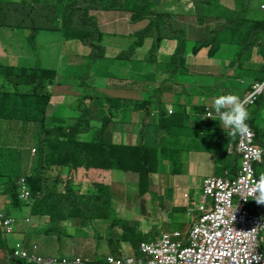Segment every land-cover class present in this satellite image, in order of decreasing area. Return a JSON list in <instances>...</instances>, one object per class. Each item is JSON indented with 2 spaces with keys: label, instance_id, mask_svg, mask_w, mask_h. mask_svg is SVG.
<instances>
[{
  "label": "trees",
  "instance_id": "16d2710c",
  "mask_svg": "<svg viewBox=\"0 0 264 264\" xmlns=\"http://www.w3.org/2000/svg\"><path fill=\"white\" fill-rule=\"evenodd\" d=\"M7 1L9 0H0V43L5 41L0 44V49L4 52L5 47H14L5 51L6 54L9 53V57L0 55V197H9L10 202L6 204L5 210L7 217L14 221L10 216V208L13 211L29 208L24 199V195L28 194L31 210L33 207L37 208L36 214L28 213L30 215L47 217L50 223L73 221L84 225L97 220L103 223L110 221L107 230H111L116 221L115 218L109 219L113 213L112 200L115 198L111 185L90 178L89 173L85 176L87 182L75 183L73 173L80 168L87 172L98 169L134 173L138 178V195L143 198L148 186L152 184V181L148 182V177L153 169L157 170L153 161L157 156L156 152L161 150L162 155L158 158L161 162L170 159L165 156L167 149L181 152L178 143L181 139L185 142V134L177 131L179 124L172 120L182 110L190 123L188 138L201 136L202 145L207 146L204 150L201 148L192 152L211 155L214 176L235 178L238 157L227 152V136L224 139L214 133L206 136L205 131L216 130L211 126V119L205 117L206 107H194L186 98L183 104L181 102L189 89L184 88L185 83L191 85V77L195 75L189 71L187 63L191 56L212 59L220 46L236 47L234 43L242 46L240 53L234 52V59H240L245 52L249 54L255 47H260L264 54V0H227L226 5L221 4L220 0H190L195 5L194 11L182 13L175 11L180 9V6L177 7L179 0H57L48 1V5L47 0ZM200 3L206 4L205 12L196 11L203 8ZM57 5H61V10L56 9ZM173 5L174 10L170 9ZM95 10L113 16L128 15L129 22L135 26L130 34L132 42L129 40L128 49H122L115 56L116 61H119V56L129 58L135 50L142 49L148 55L146 64L155 65L154 71L144 80L157 81V87L152 88L153 91H147L146 96H142L143 100L129 105V112L140 111L150 118L137 132L139 137L158 126L155 141L160 144L159 150L149 147L142 139L131 147L113 142L118 132H114L113 127L108 128L113 120L111 112L104 110L113 109L114 114H117V111L128 112V109L125 100L119 98L121 92H117V85L110 88L103 86L102 75L109 77V70L101 75L89 70L87 73L81 71L64 78L60 71L46 68V60L39 53L34 67L30 66L27 50L45 42L54 32H59L62 40L76 39L89 44L94 50L90 58L94 62L103 59L106 54L104 41L112 33L104 24L97 27ZM141 22H145L142 28L139 25ZM187 22L202 24L203 28L198 31L191 27L198 32L190 34ZM219 34L228 40L218 39ZM162 46L168 53V60L154 63V54ZM126 61L129 60L122 59L120 62ZM224 69H230L227 63ZM131 77L124 80L123 84ZM167 82L169 93L165 97L163 90L159 88H163ZM63 85L73 91L61 88ZM151 87L145 86L144 90ZM56 90L67 94L64 97L83 94L82 98L90 102L85 103L83 108H74L77 118L62 117L57 113L58 107L52 102L53 97L61 95ZM89 90L94 94L89 95ZM154 91L157 92V102L150 95ZM246 92L243 90L240 95L236 94L243 99ZM193 94L194 90H191L189 97ZM168 103L172 106H168ZM94 104L95 110L91 108ZM64 105L70 107L68 102ZM154 105L157 108V123L153 120ZM53 109L55 111L51 114L49 111ZM95 120L100 125L91 134V125ZM246 124L247 127H252V120L248 118ZM122 150L124 153L121 154ZM184 150L186 149L183 148ZM62 168L67 170L66 179L62 177ZM172 172L177 174L176 171ZM90 191L97 193L88 196L91 201L85 198ZM185 209L177 206L173 208L186 212ZM1 223L2 220L0 234ZM176 224L175 221L171 222L173 227ZM52 231L49 228L45 230L46 233ZM30 235L35 239L33 234ZM149 235L150 233L139 232L134 227L123 229L121 240L129 243L131 251L130 254L123 252L124 258H139V243L152 240L153 237ZM112 240L111 236L110 245L115 246L117 241L111 242ZM5 249L11 252L14 245L11 250ZM117 254L113 257L120 258L119 251ZM8 255L4 256L6 264H10ZM88 257L91 256L81 257V260L85 264H105V257L97 261ZM54 258L68 259L64 256ZM15 262L25 264L22 260Z\"/></svg>",
  "mask_w": 264,
  "mask_h": 264
},
{
  "label": "rangeland",
  "instance_id": "374dc122",
  "mask_svg": "<svg viewBox=\"0 0 264 264\" xmlns=\"http://www.w3.org/2000/svg\"><path fill=\"white\" fill-rule=\"evenodd\" d=\"M48 1L56 2L57 0H47V5ZM7 2H18V0H9ZM179 2L180 4H178L177 7L180 6V9L175 11H178L179 13H182L184 11H194L195 5L192 1L179 0ZM220 3L226 5L227 0H220ZM201 4L202 3H200V5ZM201 6L203 8H198L196 11L201 10L205 12L206 4ZM174 7L175 5L171 6L170 9L174 10ZM56 9L61 10V5H57ZM119 15L120 14H118L117 16ZM94 16L96 17L97 27H102L103 22L106 21V17L103 16V13L100 10H95ZM123 17L128 18L129 21L128 15H122L121 18ZM144 24L145 22H141L139 25L142 28ZM186 26L189 33L191 32L190 34H195L203 28L202 24H197L194 22H187ZM191 27L197 28L198 31H195ZM128 30V27L121 26L119 32L126 33L128 32ZM108 31L113 34L116 33L114 31V28H110ZM217 38L220 40H228L227 37L221 36L220 34L217 35ZM129 40L132 42L133 38L129 37ZM4 42L5 41L2 40L0 44H4ZM116 44V38L107 36V39L104 41V46L107 48L105 57L94 62L92 59H90L91 55L94 53V50L92 49V47H90L89 44H83L76 39H73L68 44H63L60 33L54 32L49 39L46 38V41L40 43V45L36 44L34 48L27 50V53L30 56L31 67H34V61L36 60V57H38L39 53L43 55L46 60V68L60 71L61 76L64 78L67 77L68 74H77L81 71L87 73V71L89 70L90 72L101 75L109 70V78L112 79V81L108 85L109 87L112 85H118L123 81H116V79H119L121 71L125 70L126 77L128 74L134 77L127 81V88L140 89L141 85L136 82L137 78H141L140 81L142 82L143 76L148 71H150V67L146 65V59L148 57L146 51L142 49L135 50V52L129 58L119 56V62L122 61V59H128L129 61L120 62L119 68H116L115 60H113V64L109 66L111 53ZM233 45H236V47L229 45L220 46V50L216 52L215 56L212 59L208 60L192 58V56L190 55L191 58L187 64L189 66V71L195 74L191 77V81L193 83H196L198 81L197 74L200 72L205 74L201 78L202 83L209 85L213 84L214 81L220 82L221 73H228L232 74L233 77L230 78L226 75L227 80L233 82L236 87L241 88L242 84L240 81L244 80L243 75L249 70V66L251 65L253 60L254 62L259 63H256L252 66L249 72V76H251L253 80L258 79L262 81L264 77V70L262 71V69H264V54L260 51V47H258L259 49H257L256 47L253 48L252 52H249V54H247L246 52L243 53L240 59L237 57V59H239L237 60L233 57L234 52L237 51L238 53H240L242 46L238 43H234ZM146 46L147 48H149L148 43H146ZM9 49H14L13 45L5 47L3 49L4 52H2V50L0 49V55L3 57H6L8 55L7 57H9V53H5V51ZM165 54L168 53L154 54V63L167 61L168 57ZM223 55L227 56L225 62L222 61V63L219 64L218 61L223 57ZM225 63H227L230 69H224ZM203 65L208 67L205 68L203 67ZM72 67H75L76 69H72ZM144 82L148 83V81L146 80H144ZM223 86L226 85L221 86L220 84H217L215 87H213L212 90L217 92ZM61 88H66L68 91H73L70 87L64 85L61 86ZM96 92L98 93L99 90L97 89ZM195 92L196 98L193 99L194 107L202 106L205 108L206 106H211L213 98L211 95L203 94V89L199 87L195 88ZM222 92H225V89H223ZM56 93L61 94L62 92L60 90H56ZM88 94L93 95L94 92L89 90ZM61 96L62 95L53 97L52 102L58 107L57 111L62 117L70 116L73 118H77L78 116H76L77 113L75 109L70 108H83L85 103L88 104V102H90L89 100L83 99L82 97L84 95L82 94V96H80L79 93H76L75 97L64 98ZM82 99L83 103L80 105ZM197 101H199V103L196 105ZM65 102H68L71 107L69 108V106L64 105ZM95 104L91 107L94 110ZM61 105L63 106L61 107ZM168 106L171 107L172 105L168 103ZM154 108L155 110L153 111V115L155 116V122L157 123V108L155 105ZM54 111L55 109L49 112L53 114ZM104 111L111 112V119L115 122H118V119L122 117V114L120 112L114 114L115 111L113 109L110 110L107 108ZM182 111L173 118L172 122H174L175 124L185 122L186 116L182 114ZM142 116L143 114L140 111L133 112L131 122L133 123L135 130L140 129V119L142 118ZM251 116L252 114L249 113V117ZM216 117L217 114L215 112V114L212 115L213 119L210 121L211 126H214L215 128H217L218 123ZM175 118H177V120H175ZM111 124H108V128L113 127ZM99 125L100 123H97L96 120L92 123L91 134H93L97 130ZM118 128H122L121 123H118ZM260 128H262L263 130L264 122L260 123ZM157 130L158 126H155L154 130L152 131V135L156 136ZM205 133L206 136L209 135L208 132ZM131 135L132 134H130V136ZM175 135L176 134H173V136ZM126 136H128V134ZM135 136H137L136 132ZM226 136H228L227 132L226 134L219 135V138L224 139L226 138ZM117 141H119L118 136H114L113 142L115 143ZM144 141L149 147L159 150L160 144H158L147 134L145 135ZM178 145L180 146L181 152L183 151V148H187L189 151H199L201 150V148L204 150L207 147L202 145L201 136L197 138L190 137L185 142L183 139H181ZM181 152H171V150L167 149L165 156L167 158H170L168 159L170 162H168V160L162 162L159 161L158 158L161 157L162 152L161 150L156 152L157 156H155L156 158L153 159V161L155 162V165H157V170L153 169L152 173H150L151 175L148 177V182L151 183L152 181V184L148 186L147 193L143 195V198L138 197L139 192L136 184L138 183V178L136 174L121 171H114L117 176L109 171H102L105 173L96 174V177H94L95 179H98L102 183L111 185V189L115 197L113 198L111 204V210L113 211V213L110 214L109 219L115 218L116 221L112 224L111 230H107V227L110 226V221L103 223L97 220L87 222L84 225H79L77 222L75 223L73 221L50 223L47 217H37L29 215L28 208H22L15 211H13V208H10V216L14 219V233L9 236L3 235L2 233L0 234V259H3L4 256L6 257L8 255L9 251L5 248L9 249L11 243L16 241L20 237L21 231H30L33 234L37 244H39V246L42 247V249L45 251V257L64 256L67 258H74L79 256L86 258V256H91L88 258H92L93 261H97L107 255L117 256V251L120 252V258H124L123 252H126L128 254L131 253L130 249L128 248L129 243L121 240L122 231L125 228L130 229L134 227L139 232L150 233L151 236H157L159 232H171L177 230L174 229L173 226H171L170 228V224L168 225V220H172L171 216L173 208L176 206L184 207V205L188 203L186 202L188 200H191L195 203V205H198L201 202L200 188L202 177L211 176L213 173L211 164L212 159L209 154L203 152V156L200 160L190 158L188 167H186L185 153H182L183 156H181ZM115 154L118 155L117 152H115ZM172 171L178 172V174H176L178 176L181 174L185 175L186 179L188 180L186 188V194L188 195V198L186 199V201L183 200L184 198L182 195V191H180L181 194L175 193L174 195L175 190L171 188L172 184L170 183V181L171 179L173 181V179L177 177L176 175H174L175 177L173 178L171 177V174L173 173ZM61 172L63 179H66L67 170L62 168ZM53 174H56V172L53 171ZM86 175L87 174L84 175V173L78 176L76 175V182L86 181V178L84 177ZM80 190H84V188H81ZM95 194H97L95 193V191H90L86 193L85 198L91 201L88 196H92ZM171 197H173V200ZM8 198L9 197L6 195L0 197L1 212H4L6 210V204L10 202H8ZM188 206H190V203H188ZM36 212L37 208L33 207L31 213L36 214ZM187 213L188 211H186V214ZM186 214L183 211L174 212V215L179 216L180 220L184 224L182 226L183 228H180V230H178L180 232L186 231L190 228L191 217L195 215L193 213H190V215ZM166 216L169 219H167ZM161 223H164L166 227L164 226L163 228L159 226V229L156 230L157 226ZM48 228L53 229L52 233L45 232V230ZM111 232L114 233V235H112ZM261 233L262 235L264 234V229ZM111 236L113 238L111 242L117 241V243L114 244L115 246L110 245L109 239L111 238ZM261 239H264V237L261 236L260 242H262Z\"/></svg>",
  "mask_w": 264,
  "mask_h": 264
},
{
  "label": "built area",
  "instance_id": "2783aa9c",
  "mask_svg": "<svg viewBox=\"0 0 264 264\" xmlns=\"http://www.w3.org/2000/svg\"><path fill=\"white\" fill-rule=\"evenodd\" d=\"M263 91L264 79L252 84L241 100L245 106L254 104ZM228 152L239 157L238 172L233 179L206 176L201 180V202H190L187 207V215L193 213L196 219L185 238L178 231L164 233L141 241L139 258L108 256L105 264H264L259 239L264 221L252 210L250 191L259 179L256 166L264 164V146L254 144V133L248 128L246 133L236 134ZM27 197L25 194L24 199ZM17 260L25 264H85L78 257L44 258L19 244L8 255L10 264Z\"/></svg>",
  "mask_w": 264,
  "mask_h": 264
},
{
  "label": "crops",
  "instance_id": "0c3cea01",
  "mask_svg": "<svg viewBox=\"0 0 264 264\" xmlns=\"http://www.w3.org/2000/svg\"><path fill=\"white\" fill-rule=\"evenodd\" d=\"M103 13V16L106 17V21L103 22V24L109 28H114V31L116 32L115 34H110L109 36H112L114 38H116L117 40V44L116 46L114 47L112 53H111V57H110V60H109V66H111L113 64V60H115V56L122 50V49H128V45L130 44L129 42V37H131V33L134 31L135 29V26L134 25H131V23L128 21V18L126 17H123L121 18V14L119 16H117L118 14H116L115 16H113L112 14H107V13ZM121 26H124V27H128V32L126 33H121L119 32V29ZM72 41V40H71ZM70 40H67V41H64L62 40L63 44H68L69 42H71ZM106 52H107V48H106ZM159 54L161 53H167L166 49L164 48V46H162L160 49H159ZM167 57H168V54H165ZM227 56L223 55L222 58H220V60L218 61V63H222V61L225 62V59H226ZM76 58V57H75ZM168 60V58H167ZM116 61V60H115ZM161 62H166V61H161ZM160 63V62H159ZM256 63H259V62H254V60L252 61L251 63V67L256 64ZM119 65H120V62L119 61H116L115 63V66L116 68H119ZM147 65V64H146ZM148 66V65H147ZM154 66H148L150 67V71H148L142 78V82L140 81L141 78H137V81L140 85H141V88L140 89H136V88H127L126 86V83L127 81L125 82V84H123V81L124 79L126 80L130 75L128 74L127 77H126V73H125V70H122L121 71V74H120V78L119 79H116V81H121L123 80L120 84L117 85V92H121L120 93V96L119 98H122L124 99V103H126L127 105V109H128V112L127 111H117L120 112L122 114V117H120L118 120V122H115L113 121V124H111L113 126V130L114 132L117 131L118 132V138H119V141L115 142L116 144L118 145H123L124 147H131L133 145H135L136 143H138V141L140 139H142L144 141L145 139V136H142L139 137V136H135V132L137 134L138 131H140L141 127H142V124L145 125L147 124V122L150 120L149 117H147L145 114H143L142 118L140 119V124H141V127L139 130H135L134 129V125L133 123L131 122L132 121V114L133 112H139V111H131L129 112V105L135 103V102H138V101H141L143 100V97L142 96H146V92L147 91H153L154 89L152 88H156L157 87V81L156 82H151L149 81L148 83H145L143 80L144 78L150 76L151 72L154 71ZM77 67V66H76ZM203 67L207 68L208 66H205L203 65ZM74 67H72L73 69ZM71 70V68H70ZM250 68L249 70L243 75L244 76V80L240 81L241 84H242V87L241 88H238L236 87L233 82L231 81H228L226 78H224V75L223 73H221V81L218 82V81H214L213 84H216V83H223V84H226L227 83V86L229 87H232L234 89H237V93L238 95H240L243 90H246L248 91L250 86L254 83H259L261 82L260 80L258 79H255L253 80V78H251V76H249V72H250ZM205 74L203 73H198V81L196 83H192L191 85L189 84H186L184 85V88L185 89H188L187 92L184 93V98L183 100H181L182 104L186 99L189 100L190 104L193 103V99L196 98V92H195V88L199 87V88H202L203 89V94H208V95H211L212 97H216V96H219L217 92H215L214 90H212L213 87H211V84L209 85H206L204 83H202L201 81V78L202 76H204ZM225 75H229L228 73H225ZM134 77H131L130 79H132ZM264 79V77H263ZM262 79V81H263ZM112 81V79H110L107 75H102V82H103V86H105L106 88H110L108 85L109 83ZM134 82V81H133ZM148 85H151L152 87L150 89H147V90H144L145 89V86L147 87ZM169 87V83L167 82V84L163 87V88H159V90H163V93H164V96L166 97L169 93V90L167 89ZM191 90H194V94L192 95V97L190 98L189 95H190V91ZM247 93V92H246ZM61 97H64V95H67V94H64V93H61ZM155 102H157V92H153L150 94ZM237 95V94H236ZM67 97H75V95H70V96H67ZM65 98V97H64ZM129 101V102H128ZM199 103V101L196 102V105ZM194 105V103H193ZM71 107V106H70ZM69 107V108H70ZM248 110V113L252 114L251 117L248 116L249 119L252 120V127H250V129H252L253 133H254V142L256 145L258 146H264V128L262 130V128H260V123L264 122V91L262 93V95L259 97L258 101L255 102L254 104H250V105H247L245 106ZM70 109H74L73 107H71ZM207 112H209L211 114L210 118L211 120L213 119L212 118V115L215 114V110L214 108H209L207 110ZM58 113V111H57ZM61 113V111H60ZM59 114V113H58ZM77 116V115H76ZM156 118H157V114H156ZM216 119L218 120V118L216 117ZM255 119V120H254ZM153 120L155 121V116L153 115ZM118 123H121L122 124V128L119 129L118 128ZM219 120H218V123H217V128L216 130H210V131H205V132H208V133H214V134H217V135H223V134H228L227 136V146H230L232 143H233V140H234V137L232 134H231V130L228 129V128H224L223 125H220L219 124ZM189 119H188V116H186V120L185 122H181L179 124V127L177 128V131H180L182 133L185 134V141L188 140V133H189ZM256 125V126H255ZM152 130H149L150 132L146 133L148 136H150L151 138H153L155 140V136L152 135ZM128 134V136H126ZM130 134H132L130 136ZM145 142V141H144ZM186 150L182 151L181 152V156L182 153H185V157H186V167H188V162H189V159H195V160H200L203 156V153H193L192 151H189L187 148H185ZM126 150V149H124ZM124 150L121 151V154L124 153ZM211 157V155H210ZM212 159V158H211ZM212 166H213V162H211ZM213 169V167H212ZM255 171H256V174L260 177L261 175H264V164L263 165H258L256 166L255 168ZM90 174V178L92 179H95L94 177H96V174H103L105 172H102V171H85L84 169H77L73 175H75L74 177V182H76V175H81V174ZM178 174V172H176ZM212 173V171H211ZM115 176H117L115 174ZM211 176H214L213 173ZM85 177V176H84ZM171 177H175L174 174L172 173L171 174ZM177 178H174L173 181L171 179L170 183L172 184L171 188L174 189V195L175 193H180V191L183 192L182 195H187L186 194V188H187V184H188V180L186 179V176L181 174V175H176ZM204 177H202L203 179ZM81 182H87V179L86 181H81ZM137 184V183H136ZM201 189V188H200ZM172 191V193H173ZM188 196V195H187ZM138 197H140L138 195ZM172 200H173V197H171ZM188 198V197H186ZM186 198L184 197V201H186ZM188 203L192 202L191 200H188L186 201ZM188 203L186 205H184V207H188ZM252 210L253 212L257 213L258 215L262 216L263 219H264V204H257L255 202V200L252 201ZM172 209V208H171ZM171 211V210H170ZM174 211L176 212H179L178 210H173L172 211V220H170L167 216V219L168 220V225L170 224V228H171V222L172 221H175L177 222L176 226L174 227V229H177V230H174V231H178L180 230V228H183L182 226L184 225L183 222L180 220L179 216H175L174 215ZM186 214V212H184ZM187 215V214H186ZM195 215H193V217H191V225H190V228L184 232H180V235L185 238L188 234V232L190 231L192 225L194 224L195 222ZM159 226L160 227H163L164 228V225L161 223L160 225L157 226L156 230L159 229ZM153 229V228H152ZM154 230V231H156ZM166 230V229H165ZM168 230V229H167ZM170 231V230H169ZM174 231H171V232H174ZM164 233H169V232H159L157 234V236L161 235V234H164ZM32 234L30 231H23L20 235V237L17 239L19 241H23L26 245H29L31 242L35 241V239H32L31 235ZM150 236V235H149ZM261 236L264 237V234L262 235V233L260 234V237L259 239L261 238ZM150 237H155V236H150ZM262 242H260V247H261V250L264 251V239H261ZM14 242L11 243L10 247H9V250H11L12 246H13ZM38 255L42 256V257H45V251L42 249V247H40L39 251L37 252ZM2 256V255H1ZM3 257V256H2ZM133 258H136L137 259V256L136 257H133ZM6 264V261H5V258L3 257V259H0V264Z\"/></svg>",
  "mask_w": 264,
  "mask_h": 264
},
{
  "label": "clouds",
  "instance_id": "9594fccd",
  "mask_svg": "<svg viewBox=\"0 0 264 264\" xmlns=\"http://www.w3.org/2000/svg\"><path fill=\"white\" fill-rule=\"evenodd\" d=\"M261 8H263V6H261ZM223 75H224V78H226L225 73H223ZM228 77L232 78L233 76H232V74H229ZM217 84H220L221 86L222 85H226V86L221 87V89L219 91H217L219 96L212 98L211 106H209V107L206 106L205 117L211 116V114L209 112H207V110L209 108L213 107L216 114H217V118L220 122L219 124L223 125L224 128L230 129L231 134L233 136H236L237 133H241V134L246 133L248 131V128H249V127H247V124H246L249 113H248L247 108L245 107L244 101H242L241 98L238 95H236L237 89H234L232 87L227 86V83L226 84H223V83L211 84V87H215ZM223 89H225V92H222ZM234 141H235V137H234L232 144H234ZM254 144H255V142H254ZM228 148H229V146H227V152H228ZM33 153H34V149L32 150V154ZM229 154H231V153H229ZM231 155H235V154H231ZM257 155H259V154L257 153ZM235 156H237V155H235ZM238 160H239V157H238ZM80 169H83V168H80ZM93 170L94 171H108V170H98V169H93ZM109 172H111L112 174H115L113 171H109ZM78 183H80V182H78ZM250 191L253 195V200H255V202L257 204H264V175H261L259 177V179L251 187ZM25 204L29 205L28 213H31L30 198L27 197V199L25 200ZM185 208H186L185 210L187 211V207H185ZM5 213L6 212L4 211V212H2V214H0V220H2L1 230H2L3 235L9 236V235H12L14 233V229H13L14 221L10 217H7V215H5ZM262 219H263V217H262ZM263 221H264V219H263ZM22 232L23 231H21V233ZM16 244H19L24 250L28 251L29 253L38 255L37 252L39 251L40 246H39V244H37L36 241H33L29 245H26L23 241H19V240L14 241V244H13L14 249L11 252H9V254H11L15 250ZM108 256L109 255L105 256V261H106V258ZM77 257L81 259V257H79V256H77ZM44 258H48V257H44ZM125 258H127V257H125ZM82 261H84V260H82Z\"/></svg>",
  "mask_w": 264,
  "mask_h": 264
}]
</instances>
